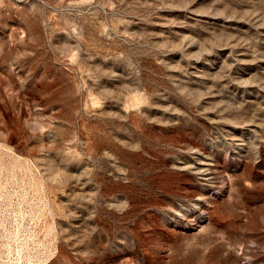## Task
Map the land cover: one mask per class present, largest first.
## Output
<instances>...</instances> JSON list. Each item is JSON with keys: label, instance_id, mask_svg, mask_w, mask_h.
<instances>
[{"label": "rangeland", "instance_id": "rangeland-1", "mask_svg": "<svg viewBox=\"0 0 264 264\" xmlns=\"http://www.w3.org/2000/svg\"><path fill=\"white\" fill-rule=\"evenodd\" d=\"M0 264H264V0H0Z\"/></svg>", "mask_w": 264, "mask_h": 264}]
</instances>
